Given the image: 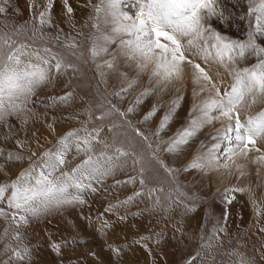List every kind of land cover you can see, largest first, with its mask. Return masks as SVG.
<instances>
[{
	"label": "rangeland",
	"instance_id": "1",
	"mask_svg": "<svg viewBox=\"0 0 264 264\" xmlns=\"http://www.w3.org/2000/svg\"><path fill=\"white\" fill-rule=\"evenodd\" d=\"M99 2L70 0L73 12L69 16L63 8V0H53L49 13L51 22L41 26L38 14L45 0H9L8 4L0 0V5L5 7V12L0 14V36L30 45V50L49 48L51 53L77 69L62 70L37 90L33 97L35 103L29 105L31 111L9 117L12 130L9 139H3L9 133L8 127L0 125V150L3 152L0 155V184L10 183L28 166L27 160L8 161V152L19 151L28 156L36 151L39 155L45 148L53 147L57 139L70 130L82 126L88 129L103 126L101 138L107 137L111 142L115 134L117 144L143 156L145 185L142 188L139 183L140 166L133 168L129 162L127 167L117 170L102 184L95 185L98 189L95 193H85L82 205L65 206L38 218L28 217V224L19 228L10 217L0 216V264L9 260L12 249L25 246L30 250L29 256L22 262L12 260L9 264H186L192 257L195 259H191V264H240L241 256L249 264H264V232L260 231L264 227V168L246 160L249 167L244 180L233 170L235 173L232 171L229 182L223 184L216 182L214 166L217 161L205 169L184 170L213 144L221 145L219 142L223 139H214L217 130L222 129L218 127V120L200 129L181 150L174 153L164 151L169 139L186 127L194 115L191 111L193 101L201 95L204 96L202 101L206 100V92L195 89L191 79L188 80V88L178 93L155 86V81L150 82L148 78L154 62L144 68L147 74L141 72L135 59L128 60L119 54L118 43L108 45L109 53H102L93 62L89 58V48L92 39L100 35L92 27L96 15L93 6ZM132 2L137 5L136 0ZM32 4L36 7H30ZM217 4L218 15L207 24L231 40H247L249 26L254 22L248 16V0H217ZM120 9L127 12L125 7ZM219 13H223V19ZM17 29L21 30L17 32ZM101 31L107 32L108 29L101 25ZM41 32L45 34L43 38ZM57 35L59 40L55 39ZM188 39L194 38L183 37L181 40L187 50ZM194 42L203 45V40L194 39ZM72 43L76 47L67 46ZM257 43L264 46V37H258ZM111 53L117 54L116 68L98 70L96 64L111 59ZM256 61L257 57L247 53L245 59L228 67L214 61L223 69V78L219 81L221 91L229 89L233 83V67H250ZM127 80H135L136 83L121 100L114 93L126 87ZM144 88H152V92L143 98L134 112L128 114L131 127L115 111L103 120L96 119L101 113L110 111L112 104L126 111ZM66 93H72V96L63 103H53L50 99ZM178 97L181 98L179 106L157 140L153 133L172 101ZM256 99L255 109L245 115L240 112L241 120L264 110V99ZM154 104L157 105L155 116L143 121L145 113ZM25 116L27 123H23ZM114 123L121 126L109 132V126ZM135 128L148 135L153 150L159 146L157 156L174 170L171 175L151 158L145 141L136 135ZM17 140L26 142V146L18 149ZM36 140L43 147L37 148ZM230 145H235L234 139ZM100 148L96 145L97 151ZM219 152H222L220 148L216 155L221 162L223 157ZM74 154L73 150L68 158L71 160ZM82 158L72 160L68 167H74ZM130 176L136 178L134 182L116 183L117 180L127 181ZM152 188L156 191L150 194L148 190ZM136 192H141V195L134 196ZM10 194L11 190L5 196ZM129 196H134L133 200L118 204ZM113 204L117 207L106 211ZM0 207L11 211L6 209V200L0 202ZM257 209L261 212L259 217ZM121 216L126 218L121 220ZM214 227L217 229L215 232ZM220 228L225 231H219ZM5 229H8L6 236ZM14 232H19L21 239H13ZM53 243L60 245L59 252L51 247ZM5 245H8L7 251Z\"/></svg>",
	"mask_w": 264,
	"mask_h": 264
},
{
	"label": "snow or ice",
	"instance_id": "2",
	"mask_svg": "<svg viewBox=\"0 0 264 264\" xmlns=\"http://www.w3.org/2000/svg\"><path fill=\"white\" fill-rule=\"evenodd\" d=\"M9 0H3V4H8ZM124 0H100L93 6L95 17L92 25L100 35L93 38L89 48V58L96 61V58L102 53H109L108 45L118 43L119 54L128 60H137V68L143 70L149 63L154 62V68L149 76L150 82L155 78V85L166 86L167 82L179 79L183 72L185 63L195 69L194 79L205 82L201 91H205L208 85L215 94L210 95L199 105L194 106V115L188 125L182 130H178L172 138L169 139L164 151L174 153L181 150V147L187 145L189 139L194 137L197 132L210 125L214 120L220 117H226L229 121L234 120V126L229 124L227 127L217 130V137L214 139H224L232 141L235 145L226 150V156L231 157L238 149L261 151L257 147V138L264 136V110L259 111L255 116H249L246 121H242L239 109L243 106L245 96L255 94L256 97L264 99V46L257 43L258 37H264V0H248V16L254 21L249 26L247 40H231L222 36L207 24L214 16H217V0H136L138 10L135 19H132L127 12L120 9ZM30 7L35 8L32 4ZM53 8V0H45L43 8L39 11L38 20L41 26L51 22L50 10ZM63 8L71 16L73 8L70 0H63ZM5 12V7L0 5V14ZM220 19H223V13H219ZM244 17H241L243 19ZM101 25L108 29L107 32L101 31ZM21 29H17L19 32ZM45 34L41 32L43 38ZM127 36L128 38H124ZM183 37H193L203 40L200 47V54L205 62L212 59L221 65L228 67L235 65L238 60H243L246 53L257 57L256 63L250 67L232 68L234 73L233 83L230 88L221 92L216 86L209 70L200 63L195 62L185 54L184 46L181 42ZM59 35L55 39L59 40ZM194 39H188L189 45L194 44ZM211 41V43H209ZM68 47H76L74 43L68 44ZM31 49L30 45L17 43L11 37L0 36V125L8 127L9 133L3 139L7 140L11 136V127L9 126V117L13 115L20 116L27 111H31L30 104L35 103L33 97L37 90L43 85L49 83L56 75L61 74L62 70L73 69L75 66L66 64L62 58L51 53L49 48ZM41 52L44 55H41ZM111 59L105 60L103 64L97 63L96 68L115 69L116 53H111ZM195 55V54H193ZM54 62V63H53ZM104 76V73H100ZM218 75V74H217ZM121 76H125L121 73ZM135 80H127V86L121 87L114 93L121 100L134 85ZM152 88H144L134 101L129 105L126 111H121L115 104H112L110 111L103 112L96 117L103 120L110 115L112 111L118 112L119 116L131 127V122L127 120L128 114L134 112L142 102L143 98L150 95ZM195 94V93H194ZM72 93H66L64 96L51 97L53 103L57 101L63 103L70 99ZM178 97L172 101L169 109L161 117L160 122L153 135L160 139L161 132L167 127L172 118V114L179 106ZM157 105L145 113L143 121L150 120L155 116ZM218 113L219 115H214ZM141 121V122H143ZM23 123H27V117L23 118ZM120 124H112L108 131L120 127ZM51 128L52 125H49ZM104 131L103 126L88 129L82 126L79 129H73L60 136L51 148H45L39 152L32 151L30 155L25 156L22 152H8V161H28V166L23 168L16 179L10 183L0 184V202L6 200L5 207H0V216L5 219L10 217L12 223L19 228L22 224H28V217L38 218L53 210H59L65 206L82 205L85 203V193H95L98 189L95 185L102 182L117 170L128 166L129 162L133 168L138 165L139 183L145 185L144 172L142 165L143 156L136 152L126 149L122 144H117V136H112L111 142L107 137L101 138ZM137 136L141 137L150 151L151 158L170 175L174 171L169 168L163 160L157 156V149L153 150L152 142L147 134L139 128L134 129ZM35 135V134H33ZM96 145H100L99 151ZM18 149H23L26 142L17 140ZM37 148L43 147L39 140H36ZM219 144H213L203 154L195 157L184 170L188 168L205 169L213 162L218 161L216 150ZM74 150V155L70 160L68 157ZM111 150V151H110ZM0 155H3L0 150ZM83 157L74 167L68 166L72 160L77 157ZM264 160V156L260 157ZM135 177H129L127 181L117 180V184L131 183ZM11 190L7 197L5 194ZM163 191V189H160ZM149 193L156 191L155 188L149 189ZM141 195V192L134 193V196ZM181 195H184L181 193ZM134 196H129L125 201L118 204H127L133 200ZM159 204V199H157ZM117 207L116 204L109 205L106 211H111ZM257 217L261 215L259 209L256 212ZM126 217L121 216L123 220ZM217 229L214 227L213 231ZM219 231H225L220 228ZM264 232V227L260 229ZM8 229H5L6 236ZM13 239H21L19 232L13 233ZM211 246V245H209ZM51 247L59 252L60 245L53 243ZM8 250V245H5ZM113 251H116L113 249ZM29 248L25 246L22 249H12L8 261L3 264H9V261H24L29 256ZM200 255V253H197ZM190 258L186 264H191ZM240 264H249L246 258L240 257Z\"/></svg>",
	"mask_w": 264,
	"mask_h": 264
},
{
	"label": "bare ground",
	"instance_id": "3",
	"mask_svg": "<svg viewBox=\"0 0 264 264\" xmlns=\"http://www.w3.org/2000/svg\"><path fill=\"white\" fill-rule=\"evenodd\" d=\"M120 7L121 8L125 7L127 9L126 11H127L128 15L132 19H135L136 12L138 10V5H135L134 2H132V0H124V3H122L120 5ZM130 10H132V11H130ZM194 44L196 45L198 43L194 42ZM194 44L193 45H189V44L187 45L186 44L188 46L189 50H187V48H185L184 50L186 52L188 51L185 54L188 55L195 62H197V61H198L197 63L201 62L200 64L209 70L210 75L213 77V80L216 83V86L219 87L220 86L219 81H221L223 78L222 77V75H223L222 70L223 69L217 63H215L214 60H212V59H209L207 62H205L202 58V55L200 54V47L202 46V44L199 43L198 46L197 45L195 46ZM193 54H195V55H193ZM195 59H197V60H195ZM135 62H137V60H135ZM152 64H153V62L149 63L147 66L152 65ZM182 67H183V72H182L179 79L174 78L170 82H167L166 86L164 84L155 85V86L162 87L163 90L170 88L168 92L173 93V92L177 91V93H178L180 90L188 88L187 87L188 86V80L191 79V81L195 84V89L200 90L204 86L205 82L203 80L196 81L194 79L195 69L187 63H185ZM140 71L145 72L147 74L146 70H144V69L140 70ZM150 74H151V72L148 73V78H149ZM153 81H155V78H153ZM153 83L155 84V82H153ZM205 92H206L207 97L215 94L214 90H211V85H208V87L205 89ZM201 93H202V91H201ZM254 95L255 94H249V95L245 96L244 101H243V106L239 109V111L242 114L245 115V114H247V112L252 110V108L255 109L258 102H257V99H255V102L253 101ZM202 99H204L203 95H201L199 98H197L193 101V104L191 107L192 112H194V106L199 105V102H201ZM217 115H219V114H217ZM244 115L242 117H244ZM217 120L219 121L218 122L219 128L227 127L229 124H232L234 126V120L229 121L226 117H220ZM242 120L246 121L247 119L246 120L242 119ZM219 143H221L219 148H220V150H222V152L221 153L219 152V154H222L223 158H222L221 162L217 161V165L214 166V174H215L217 183L223 184L225 182H229L228 179H229V176L233 170L236 172V175L238 174V176L241 178V180H244V177L248 173L247 169L249 167V165H247L245 162L246 160L251 161V163H253V165H257V167L261 166L262 168H264V160L262 161L260 159L261 156H264V136L257 138V147L260 148L261 151L257 152L255 149L244 150L241 148V149H238L236 151V153L234 155H232L230 158L227 156L224 157V155H226V150L229 147L234 146V145H230V141L224 140V139L221 140ZM260 161H262V162H260Z\"/></svg>",
	"mask_w": 264,
	"mask_h": 264
}]
</instances>
